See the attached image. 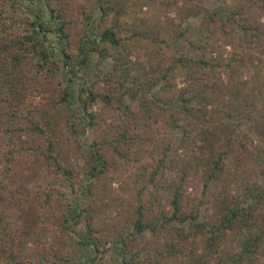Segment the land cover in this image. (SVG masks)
Segmentation results:
<instances>
[{
    "label": "trees",
    "instance_id": "16d2710c",
    "mask_svg": "<svg viewBox=\"0 0 264 264\" xmlns=\"http://www.w3.org/2000/svg\"><path fill=\"white\" fill-rule=\"evenodd\" d=\"M124 1L0 0V264H264V0Z\"/></svg>",
    "mask_w": 264,
    "mask_h": 264
},
{
    "label": "rangeland",
    "instance_id": "374dc122",
    "mask_svg": "<svg viewBox=\"0 0 264 264\" xmlns=\"http://www.w3.org/2000/svg\"><path fill=\"white\" fill-rule=\"evenodd\" d=\"M147 1L148 0H127V1L122 2L123 3L122 16L125 17L128 14H131L130 13L131 11H134L137 15L141 16L143 14L142 12L147 10V7L142 6V9H140V7H141L140 3L141 2H147ZM155 1H157V0H155ZM149 3L152 5L151 2H149ZM220 4H221V1H219V0H203L202 1V6L206 9H209V10L212 9L213 7L219 6ZM157 5L160 6L161 3H158V1H157L155 4H153V6H151L152 9H154ZM170 16H171V18H174L176 16V13L173 12L170 14ZM137 22H138V20L136 21V23ZM202 22H203L202 16L200 15V17H198L197 20H194L191 23L200 24ZM174 50L177 51V48L175 47ZM77 76H78V78H85V79H89L90 77H92V76H90L89 70H86L85 72H79ZM43 96H44L43 101L38 99L39 97L35 98V101L36 102L48 101L49 103H51L50 100L52 98H54L55 102H60V99L62 97V92L58 86H55L51 94H50V92H47V93H43ZM63 106L65 107L64 104H63ZM247 126L248 125H246V127ZM72 161L76 162L75 159H72ZM30 171H31L30 169L20 168L18 170V173L15 175L16 182L14 183V186H19L20 184L25 183L26 182L25 177L27 176V173H30ZM124 174H126V172H124ZM116 186L117 185L114 184L113 188H116ZM109 192H110L109 199L111 201H109L110 203L108 204V206L111 209V212L109 213V210H108V212L106 213V218L113 225H117L124 220V217L126 215L125 211H126V205L128 203V200L124 195H122L121 192H115V191H109ZM189 192H190L189 199H190L191 203L194 204L195 196L198 197L201 194V185L199 184L198 181H193L191 183V188L189 189ZM120 195H122V197H119ZM206 204H207V201H204L203 204H201V207H200V215L201 216L205 215V213H206L205 212ZM18 210H19V207L15 206V207L10 208L7 212L8 214L11 215L8 218H9V222L13 225L15 224V219L17 218ZM44 220H45V218H44ZM52 222H55L53 220V218L51 219L50 222L46 221L47 226L48 227H53V226L55 227L56 225H53ZM13 225H11V226H13ZM76 230L78 233L84 234L85 228L83 225H79ZM47 241H48V243L50 242V244H52L51 238H49ZM63 244H65V245L63 246ZM30 245H31V243H30ZM56 247H59V249L62 252H65V253L67 252L69 255L76 257L78 259H83V258L88 256L87 251L83 247L77 245L75 241L69 240L67 238V235H64V234L62 236V242H60V245L56 244ZM74 264H81V263L76 260L74 262ZM168 264H170V263H168Z\"/></svg>",
    "mask_w": 264,
    "mask_h": 264
}]
</instances>
